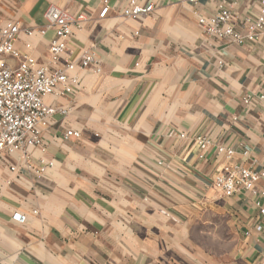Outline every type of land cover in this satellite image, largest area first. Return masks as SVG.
Here are the masks:
<instances>
[{
  "label": "crops",
  "instance_id": "obj_1",
  "mask_svg": "<svg viewBox=\"0 0 264 264\" xmlns=\"http://www.w3.org/2000/svg\"><path fill=\"white\" fill-rule=\"evenodd\" d=\"M128 2L0 0V22L35 31L16 47L40 63L55 35L39 32L48 8L83 15L66 57L90 52L102 69L80 72L73 95L45 99L69 112L48 120L43 148L0 157V264H264V197L226 198L214 186L226 164L264 171V31L239 45L198 22L230 5L242 29L258 1L138 0L154 11L136 20L122 15ZM68 130L81 137L65 140ZM199 136L211 141L205 151ZM42 160L54 166L38 179L26 165ZM225 217L234 246L212 255L208 225Z\"/></svg>",
  "mask_w": 264,
  "mask_h": 264
},
{
  "label": "built area",
  "instance_id": "obj_2",
  "mask_svg": "<svg viewBox=\"0 0 264 264\" xmlns=\"http://www.w3.org/2000/svg\"><path fill=\"white\" fill-rule=\"evenodd\" d=\"M184 2L196 0H182ZM260 13L254 20L247 19L242 22V29L235 23L232 6L222 5L210 17L198 16V22L204 33L210 37L227 39L242 45L255 42L264 31V0H257ZM107 5L100 12V18H105L109 13ZM154 11L152 4H141L138 0H129L123 9L122 15L126 19H140ZM47 27L40 30L45 35L47 29L54 31L55 35L49 45V59L40 63L31 55H22L17 49L16 42L21 36H33L34 30H22L20 24L14 21L0 22V157L27 154L30 148H43V130L48 120L60 113L67 115L69 109L54 108L45 103L49 96L66 97L73 95L81 85L80 72L95 68L101 73V64L93 53L83 54L79 62L69 60L68 42L74 28H81L85 17H74L55 5L46 12ZM30 49L31 44H26ZM11 58L17 62L12 64ZM81 137L76 130H68L65 140ZM185 138V135H181ZM202 151H205L211 141L205 136L195 139ZM218 153L227 161H231L235 151L230 148L219 147ZM54 166L53 162L41 161L35 168L27 164L26 169L40 179L45 172ZM13 172L16 167H12ZM264 178V171L258 172L251 168L226 164L214 179L215 188L226 198L233 197L241 192L260 194L264 191L256 190L257 184ZM259 213L264 217V206L257 202ZM14 218L24 222L25 217L17 214ZM262 226L257 231H263Z\"/></svg>",
  "mask_w": 264,
  "mask_h": 264
},
{
  "label": "rangeland",
  "instance_id": "obj_3",
  "mask_svg": "<svg viewBox=\"0 0 264 264\" xmlns=\"http://www.w3.org/2000/svg\"><path fill=\"white\" fill-rule=\"evenodd\" d=\"M208 238L206 243L212 255L224 256L231 252L234 241L232 228L228 224V218H222L219 224L208 225Z\"/></svg>",
  "mask_w": 264,
  "mask_h": 264
}]
</instances>
